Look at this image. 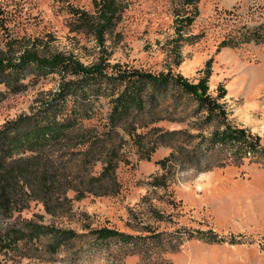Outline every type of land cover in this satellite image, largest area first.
Returning <instances> with one entry per match:
<instances>
[{
  "label": "rangeland",
  "instance_id": "rangeland-1",
  "mask_svg": "<svg viewBox=\"0 0 264 264\" xmlns=\"http://www.w3.org/2000/svg\"><path fill=\"white\" fill-rule=\"evenodd\" d=\"M122 5L105 42L110 65L149 72L170 68L195 81L210 58L208 92L214 94L221 84L229 121L264 142V41L244 38L245 32L264 24V0H198L197 14L184 31L196 38L178 47L177 65L169 45L173 19L185 9L182 0H123ZM70 7L93 11L91 0H0V51L9 39H36L54 50L71 52L85 64L95 61L97 46L92 37L70 30ZM223 39L235 45L216 50ZM58 79L56 74L31 78L24 90L7 91L0 97V125L31 113L36 99L54 89ZM107 107V99L99 98L98 119L83 121L84 127L101 129L100 117ZM163 108L131 114L90 146L78 145L75 133H69L39 153L26 152L4 162L0 143V165L11 162L23 170L7 186L8 207L0 211V230L32 218L77 231L88 223L131 232L126 221L141 220L156 230L210 229L223 239L217 243L184 239L176 252L166 254L171 264H264L263 165L243 159L238 165L228 163L201 172L185 167L162 171L156 161L169 152L173 140L161 132L187 128L185 122H152L155 115L163 114ZM110 148L117 153L115 183L87 191L92 189L87 176L100 172V159ZM215 153L201 159V165L224 155ZM163 173L164 185L154 186V178ZM79 192H83L81 197ZM152 210L162 213L165 220H156ZM46 242L45 238L35 242L33 256L5 264H72L67 251L47 252ZM119 257L115 250L104 251L76 264H110ZM123 260L138 263L135 255Z\"/></svg>",
  "mask_w": 264,
  "mask_h": 264
},
{
  "label": "trees",
  "instance_id": "trees-1",
  "mask_svg": "<svg viewBox=\"0 0 264 264\" xmlns=\"http://www.w3.org/2000/svg\"><path fill=\"white\" fill-rule=\"evenodd\" d=\"M91 1L92 12L70 7L73 16L70 30L92 37L97 46L95 61L85 64L71 52L54 50L39 41L35 42L36 39H9L5 49L0 51V97L7 91L24 90L31 78L52 74L59 78L54 89L36 99L31 113L18 115L0 125L4 162L7 159L17 160L15 156L26 152L39 153L46 145L60 142L69 133H75L78 145L90 146L101 134L115 130L131 114L164 107L163 114L155 115L152 122L162 119L185 122L187 128L161 132L162 137L173 140L168 144L169 152L156 161L162 171L185 167L201 172L228 163L238 165L243 159L260 162L264 167V142L229 121L222 100L225 93L222 85L216 86L214 94L208 92L210 58L204 61L195 81L188 80L170 68L149 72L122 69L118 63L110 65V51L105 42L116 26L123 0ZM197 1L182 0L184 12L173 19V36L169 48L174 65L180 61L178 47L182 43L191 44L195 41V34H185L184 31L197 14ZM244 35L245 41L263 42L264 24L259 23ZM233 42L223 39L216 50L222 46L235 45ZM101 97L106 98L108 104L105 114L100 117L103 119L101 129L96 126L84 127L83 121L98 116L96 102ZM213 152H224V155L218 157V161L201 165V159ZM116 154L110 148L101 157L103 165L100 172L87 176L86 183L92 187L87 191L93 192L95 188L115 183ZM145 157L148 158V153ZM22 171L11 162L0 165V211L8 207L7 186ZM46 177L43 176V181L47 180ZM164 180L163 173L154 178L153 185L162 186ZM82 194L79 192L78 196ZM44 204L46 210L51 212V209H47V203ZM151 214L156 220H165L158 211L152 210ZM126 225L131 232L105 225L93 227L88 223L81 226V231H77L32 218L25 219L18 225L0 230V264L33 256L35 242L42 238L47 239L44 247L47 252L57 254L67 251L68 261L72 264L111 250H115L120 257L110 264H125L124 257L132 255L138 257L137 264H171L166 254L176 252L184 239L195 238L208 243L223 240L210 229L177 227L156 230L141 220L126 221Z\"/></svg>",
  "mask_w": 264,
  "mask_h": 264
}]
</instances>
